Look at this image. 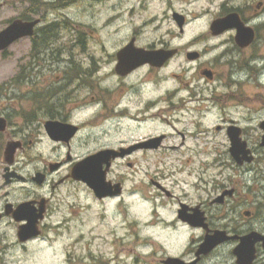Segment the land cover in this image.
I'll list each match as a JSON object with an SVG mask.
<instances>
[{
    "label": "flooded vegetation",
    "instance_id": "1",
    "mask_svg": "<svg viewBox=\"0 0 264 264\" xmlns=\"http://www.w3.org/2000/svg\"><path fill=\"white\" fill-rule=\"evenodd\" d=\"M27 1L28 8L9 21L6 27L14 20L35 22V25L29 37L18 39L12 45L28 40L33 70L46 69L49 72L53 71V65H61L62 79L59 78L61 83L56 88L34 92L28 116L22 115V109L16 105L0 109V264H26L33 254L30 245L48 240L51 234H59V227L68 223L69 208L73 207L69 203V183L77 185L80 202L88 205L125 204V199L133 193L126 188L130 175L125 169H132L133 159H159L170 153L189 161L201 156L206 158L214 150L212 145L207 148L198 144V134L211 133L210 128L196 134L187 127L190 121L176 117L157 119L167 132L133 138V132L145 128L149 119H155V114L148 115L149 112L187 108L191 102L203 101L196 99L203 94L205 101H211L224 111L228 110L229 102L235 107L245 106L241 102H261L260 94L264 91V58L259 55L261 33L264 32V1L252 6V0H244L238 8L224 9L209 25L208 37L216 40L230 35L223 42L206 46L199 52L188 49L183 52L164 41L143 44L134 35L115 47L112 53L100 46L103 56L91 54L94 51L90 49L94 46H89L82 22L70 17L69 12L74 8L78 11L85 4L101 5L107 0ZM141 1L137 0L136 6L140 4L142 8L144 3ZM160 1L162 20L168 21L171 32L183 33L189 23V14L179 7V2L188 5L189 2ZM7 4L8 0H1L0 9ZM232 14L238 16L244 29L252 31V41L247 45L236 43L235 28H228L219 35L212 33L211 25L215 20ZM76 15L80 16L78 12ZM231 33H235L234 38ZM128 45H132L133 53L142 50L171 52L172 55L160 67L144 64L124 75L119 74L116 71L118 53ZM49 48L53 49L50 54ZM61 52L66 56L57 57ZM205 54L207 58L202 61ZM181 55L188 64L187 72L195 71L204 83L203 88L173 90L185 92L186 98L179 99L177 94L165 95L162 89H157L160 93L157 97H148L142 91L141 83L137 86L131 84L132 77L146 72L148 76L161 78L168 65ZM173 78L177 75L173 74ZM109 80L114 82L111 88L106 87ZM85 92L88 96L81 98ZM90 103L100 107L96 119L77 120L76 112ZM258 107L248 109L247 116L243 115L239 121L224 115L220 124L213 127L220 145L216 149L219 158L226 157L235 162L243 177L249 178L252 173L250 183L247 179L243 184H230L228 179L206 182L202 177L197 183L182 181L195 193L199 192L200 200H195L187 194L180 197L170 192L160 176L148 180L155 188L156 197L176 201L177 220L200 232L198 238L191 237L189 251L179 257L185 263L236 264L234 250L242 243L247 254L253 250L251 264H264V184L259 181L260 161L264 160V146L261 145L264 102ZM141 113V116L134 117ZM109 124L115 127L114 134L107 131ZM128 124H136V128L132 130ZM181 125L183 129L180 130ZM99 128L103 135H97L98 139L94 135ZM232 128L238 132L241 145L236 154L231 153ZM68 129L74 130L73 135L70 136ZM116 131L120 135L118 138ZM171 140L177 142L170 143ZM201 144L207 145V142ZM102 152H112L114 157L109 158V162L97 163L95 169L87 168H90V182L94 180L92 174H98L96 191L87 181L71 177L77 164L81 165L89 157ZM235 160L244 161L238 164ZM101 172L105 175L102 181ZM191 176L188 174L187 178ZM148 181L144 183L145 187H148ZM179 211L186 217H194V221L198 220L202 225L193 227L182 222ZM216 231L229 239L206 255L197 256L205 237Z\"/></svg>",
    "mask_w": 264,
    "mask_h": 264
},
{
    "label": "rangeland",
    "instance_id": "2",
    "mask_svg": "<svg viewBox=\"0 0 264 264\" xmlns=\"http://www.w3.org/2000/svg\"><path fill=\"white\" fill-rule=\"evenodd\" d=\"M259 1L264 0H252L250 4L255 6ZM187 2L189 5L179 2V7L189 14V23L183 33L177 30L171 32L168 21L162 20L160 0H142L141 3H144L142 8L140 4L136 6L137 0H107L101 5L85 4L78 11L74 8L69 12V16L82 22L89 46H94L90 49L94 51L91 53L94 56H103L100 46H104L106 51L112 53L115 47L130 40L134 35L143 44L164 41L183 52L186 49L199 52L206 46L219 44L228 38L230 33L216 40L209 38V25L224 9L238 8L244 0H187ZM27 3V0H8V4L0 9V31L9 21L28 8ZM77 12L80 16L76 15ZM262 18L264 20V15ZM231 34L234 38L235 33ZM51 50L53 49L49 48V54L52 53ZM259 50V55L264 58V32L261 33ZM65 56L66 54L62 52L57 55ZM206 58L205 54L202 61ZM31 62V47L26 39L0 52L1 110L4 106L16 105L22 109V115L28 116V107L32 104L34 92L37 90L44 92L48 88L60 85L61 65L58 67L53 65V71L47 72L46 69L33 70ZM186 67L188 64L181 55L168 65L161 78L148 76L146 72L132 77L130 82L133 86L141 83V89L148 97L152 95L157 97L160 95L157 89H162L165 95L177 94L179 99L186 98L185 92L176 93L173 90L204 87L195 71L187 72ZM173 74L177 75V78L174 79ZM113 84L114 82L109 80L106 87L111 88ZM219 92L222 95L223 90L220 88ZM87 96L88 92H85L81 98ZM260 96L261 102H241V105L245 106L235 107L234 103L229 102L228 110L223 111L211 101H205L206 96L203 94L196 97L203 101L191 102L187 108L180 110L173 108L165 112L156 109L149 112L148 115L155 114V119H149L145 128L133 132V138L167 132L168 130L157 119L164 117L171 120L176 117L182 118L185 122L190 121L187 127L196 134L206 132V128H210L211 133L198 134V144L207 148L212 145L215 147L214 150L206 158L201 156L189 161L180 160L178 156L170 153L159 159L153 157L146 160L133 159L132 169H125L130 175L126 188L133 191L131 197L125 199V204L114 202L88 205L87 202L79 201L77 185L69 183L67 189L70 194L69 203L73 207L69 208L68 223L59 227L58 235L51 234L48 240L30 245L33 254L26 264H162L167 257L179 258L184 252L187 253L191 248V237L198 238L200 232L179 222L176 201L156 197L155 188L148 180L160 176L162 184L170 192L180 197L187 194L190 199L195 200H200L199 192L195 193L193 188L182 184V181L197 183L202 177L206 182H224L228 179L230 184H243L247 179V183H250L252 173L249 178L243 177L235 162L226 157L219 158L216 149L220 145L213 127L220 124L224 115L239 121L243 115L247 116L248 109L257 108L258 105L262 107L264 91H261ZM99 110V106L90 103L82 111L76 112L75 116L77 120L94 121ZM141 115L142 113L134 117ZM130 125L127 127L132 130L136 128V124ZM107 126V131L114 134L113 124ZM179 129H183V125L179 126ZM97 135H103L101 128L94 135L99 139ZM116 137H120L118 132ZM203 141L207 142V145L201 144ZM173 142L177 141L171 140L170 143ZM260 166L259 181L263 185L264 160L260 161ZM180 172L183 173L177 175ZM188 174L192 176L187 178ZM146 181L148 187L144 186Z\"/></svg>",
    "mask_w": 264,
    "mask_h": 264
},
{
    "label": "water",
    "instance_id": "3",
    "mask_svg": "<svg viewBox=\"0 0 264 264\" xmlns=\"http://www.w3.org/2000/svg\"><path fill=\"white\" fill-rule=\"evenodd\" d=\"M35 25V22H23L21 20H14L10 25L0 31V52H4L8 49L14 42L18 39L29 37L32 33V29ZM212 33L214 35H219L224 32V30L228 28H235L237 30L236 34V43L240 46L247 45L252 41L253 34L251 30H246L243 28L242 24L238 20V16L236 14L228 15L224 18L215 20L212 25ZM132 45L126 46L121 52L118 53V65L116 68L117 73L125 74L129 73L136 67L144 64H151L154 66L160 67L165 61H167L171 57V52L162 53L158 52H146V51H137L133 53L131 51ZM0 119V123H1ZM261 128L264 131V123L261 124ZM70 136L73 135V129L70 130ZM233 133L230 134V142H231V153L236 154L239 152L240 149V139L238 136V132L236 129L232 128ZM262 146H264V134L262 137ZM112 152H102L92 157L86 159L81 165H76L72 169L71 177L75 180L83 179L88 182V185L92 187L95 191L98 189V182L97 176L98 174H92V182L89 181L90 179V168H96L97 163H103L105 161L109 162V158H113L111 156ZM111 156V157H110ZM236 163L241 164L244 160H235ZM250 161V160H246ZM90 167L89 169H87ZM105 178L103 172H101L100 180L102 181ZM179 219L182 222L188 223L189 225L201 226L202 224L197 220L194 221V217H186L185 215L181 214L179 211ZM249 239L251 237H245ZM229 237H224L222 232H214L213 235L206 236L202 244L198 247L196 255H206L212 249H214L217 245L227 241ZM243 240V239H242ZM264 242V239L262 240ZM251 254H247V251L243 250L242 243L236 247L234 250V255L236 256V264H251L253 260V250L250 251ZM162 264H196L195 262L192 263H185L182 259L176 257H167L165 260L162 261Z\"/></svg>",
    "mask_w": 264,
    "mask_h": 264
}]
</instances>
